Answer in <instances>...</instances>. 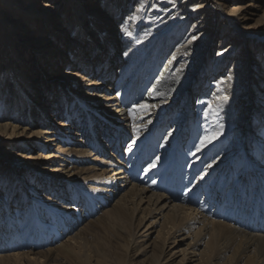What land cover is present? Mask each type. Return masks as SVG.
<instances>
[{
	"label": "bare ground",
	"instance_id": "obj_1",
	"mask_svg": "<svg viewBox=\"0 0 264 264\" xmlns=\"http://www.w3.org/2000/svg\"><path fill=\"white\" fill-rule=\"evenodd\" d=\"M230 2L233 7L217 30L214 11L222 12ZM262 7L264 0H0V264H90L81 251L92 236L89 227L118 235V223L137 212L145 221L160 216L162 223L151 250L141 251L137 240L155 233V220L145 233L123 236L119 229L115 239L125 254L149 257L158 248L162 258L151 264H168L176 254L170 244L180 237L179 243L190 240L187 261L201 264L209 252L207 264H217L230 252L222 264H264V221L252 212L254 204L264 209V77L258 76L264 73V37L241 28ZM213 36L217 53L211 58ZM171 49L174 61L166 71L163 64L171 59L162 58ZM29 63L36 69L29 70ZM209 87V104L198 107L193 118V97L205 98ZM57 112L70 120L62 130L51 125ZM82 114L89 121L82 123ZM165 122L171 127L157 144ZM24 123L37 127L29 133ZM226 134L232 146L221 151L217 138ZM127 138L131 163L127 158L117 167L110 159L92 158L103 151L111 155V147ZM39 150L47 152L39 159L47 163L24 159L23 152ZM180 158L190 168L205 167L193 183L194 175L188 177L192 185L177 186L184 188L179 196L162 188L166 181L157 177L165 164ZM91 163L111 175L100 176ZM143 166L151 174L140 178L136 173ZM37 171L52 174L42 183L53 197L45 196V186L20 180L40 177ZM77 192L97 206L76 208ZM219 202L213 213L211 204ZM226 204L241 205V212L228 215ZM86 217L87 226L77 230Z\"/></svg>",
	"mask_w": 264,
	"mask_h": 264
},
{
	"label": "rangeland",
	"instance_id": "obj_2",
	"mask_svg": "<svg viewBox=\"0 0 264 264\" xmlns=\"http://www.w3.org/2000/svg\"><path fill=\"white\" fill-rule=\"evenodd\" d=\"M232 2V1H231ZM227 3V6H225V8H223V11L222 12H220V13H216V11H214V14H219V16L217 15L216 16V18L214 19V25H213V27L216 25V24H219L218 26H217V30L218 29H220L221 28V26H222V23H223V20L225 19V17H226V14H228L229 12H230V10L232 9V7H233V3ZM181 14V13H180ZM263 16H264V7H262L261 9H257L256 11H255V14L253 15V16H251V18L250 19H247V21L244 23V26L243 27H241V28H243L242 30H243V32L245 31H248L247 32V34H249V32H256V33H259L260 35H262L263 37H264V20H263ZM180 18L181 17H179V19H177L176 21H173V24L172 25H174V27L176 26V25H180L179 23L181 22L180 21ZM245 21V20H244ZM244 21H242V22H244ZM192 23V22H191ZM243 25V24H242ZM190 24L187 26V29H186V32H185V34H187L188 32V30H190ZM174 27H172V28H174ZM236 32V31H235ZM237 32H239V34H241L240 35V37H242V39L245 41V42H247L248 41V43H249V39L246 37V35L244 34V33H242V32H240V30L239 31H237ZM216 36H219V31H217L216 32ZM249 36V35H248ZM211 39V46H213V47H211V58H214L215 56H216V53H217V40H218V37L217 38H215V36H213V37H211L210 38ZM243 41V42H244ZM262 46H264V42L262 43ZM19 47H23L21 44H19ZM245 48H246V45H245ZM173 49V48H172ZM172 49L167 53V55L165 56V57H163L162 58V60L164 61V60H166V57L169 55V58L171 59L170 60V62H168V60L166 61V62H164V64H163V67L165 68V66H166V71L168 70V68L167 67H169L170 65L169 64H171L173 61H174V55H173V51H172ZM264 50V49H263ZM261 53V51L259 52V54ZM251 54V53H250ZM261 55H262V53H261ZM27 56V55H26ZM26 56H25V62H28L29 60H30V55H28L27 56V58H26ZM235 60V59H234ZM250 60H252V58H250ZM166 63V64H165ZM169 63V64H168ZM34 66H36V63L33 65V67H31V64L29 63V65H27V67L29 68V70L32 68V70H35L36 69V67H34ZM118 66V65H117ZM39 67V66H38ZM37 67V68H38ZM203 67H206V65H200V68H203ZM64 68V66L62 67V68H60V70L61 69H63ZM114 71L113 72H115V70L117 71V69H118V67H115L114 66ZM212 69H213V67H212ZM260 69V68H259ZM258 69V70H259ZM31 70V71H32ZM261 71H262V69H260ZM264 72V71H263ZM33 74V73H32ZM34 76H35V74H34ZM259 76V78H261V77H264V73H261V75H258ZM33 77V76H32ZM30 78L29 79V81L31 82V81H33L35 78ZM213 77H215V75H213ZM192 78V77H191ZM207 80H208V82L210 83L212 80H213V78H207ZM211 80V81H210ZM47 82H48V80H47ZM53 84L55 83V84H58L59 83V81L57 80V81H54L53 79H52V81H51ZM213 82V81H212ZM32 83V82H31ZM213 84H215V83H213ZM30 85H32V84H30ZM48 85V84H47ZM252 85H254V83L252 84ZM249 87V86H248ZM8 88V91L10 92V88L9 87H7ZM23 88V87H22ZM39 88V87H38ZM213 88V87H212ZM212 88L211 87H209V90L205 93V95H203V96H206L205 98H201V99H198L200 96V94L199 95H197V98H195V97H193V99H192V104H191V106H190V109H191V111L193 112V118H196L197 116H195L196 114H197V112H196V110H197V108L198 107H201V108H203L204 106H206L207 104H209V102H210V95H211V92H212ZM214 91V90H213ZM185 92V91H184ZM209 93V94H208ZM189 109V110H190ZM83 112H85V111H83ZM83 112H81V113H83ZM56 114V116H54L53 118H51V125L52 126H55V127H57V128H59L60 130H62V129H64V126L66 125V126H68L69 124L68 123H66V120H68V121H70L66 116H65V114H63V116L60 114V113H55ZM198 114H200V112L198 113ZM84 118H85V116L82 114V123H84V122H87V121H89V118H85V120L86 121H84ZM252 118V117H251ZM250 118V119H251ZM64 120H65V122H64ZM31 122L33 123V125H34V122H35V124H37L36 123V119H34V118H32L31 117ZM189 123V124H188ZM190 121H188V122H186L185 123V127H186V130L188 129V127H189V125H190ZM167 122H165V124L162 126L163 127V132H162V134H161V138L160 139H158L157 140V144H159L161 141H162V139H163V137L165 136V135H167L168 133V131L167 130H169V128L171 127V126H169V124H167ZM42 127H46L47 125H41ZM183 126H184V124H183ZM197 126L198 127H196V128H200L202 125L200 124V123H198L197 122ZM258 125H256L255 127H257ZM24 127L25 128H27V132H29V133H31L32 131H34L35 130V128L37 127V125H35V126H26L25 125V123L22 125V128L24 129ZM29 127V128H28ZM248 127V126H247ZM30 129V130H29ZM252 129V128H251ZM251 129H249V130H247V132H249L250 133V131H251ZM20 130V129H19ZM171 130V129H170ZM181 133V132H180ZM180 133H179V135H180ZM187 133V132H186ZM79 141V139L77 138L76 140L74 139L72 142H76V141ZM129 140V138H127L126 140H125V142H124V144H122L121 142H120V145L118 144V145H116V146H114L113 145V147H111V155L109 154V152L108 153H106V151H103V155H102V153L101 154H98V153H96L94 150V154L96 153V155H97V157H92V158H96V160H98V161H100L99 159H101V160H103L104 162L106 161V160H108V159H110V161L113 163H115V165L117 166V167H119V165L121 164V165H124L125 164V159H127L128 157V155H127V153L125 152L126 150H125V148L126 147H124V146H126V144H127V141ZM253 140V137H251L250 138V141H252ZM81 141H83V143H85V144H88V142H89V139H88V141H86V138H84L83 140H81ZM3 142V141H2ZM5 143H6V141H4ZM9 143V142H8ZM95 143H97V141H96V139L92 136V139H91V144H93L94 146L96 145ZM70 144V143H69ZM77 144V146L78 145H80V143H76ZM216 144H217V147H218V149H220L221 151H223V149H225V148H231V146H232V142L231 141H228L227 140V134L226 135H222V136H220V137H218L217 138V142H216ZM226 144V145H225ZM3 145V144H2ZM5 145V144H4ZM4 145H3V147H4ZM71 145V144H70ZM113 148V149H112ZM119 149V150H118ZM8 150L9 149H5L4 151H3V155H7L6 153L8 152ZM147 150H149V149H147ZM2 151V150H1ZM149 151H151V150H149ZM29 152H31V153H29ZM152 152V151H151ZM154 152H155V150H154ZM190 152H192V150H189L188 151V154L190 153ZM234 152L236 153V150H234ZM47 154V152H45V151H43V150H39V151H36V152H33V151H28V152H23V157H24V159L25 160H28V158H30V157H34V159L32 160V162L33 163H35V162H39L40 163V165H43L44 163H47L48 161L47 160H43V163H41V160L39 161V159H40V157L42 158L43 156H45L44 154ZM153 153V152H152ZM105 154V155H104ZM118 154H121L122 156H121V158H119L118 156ZM156 157L158 156V155H156L155 153H153ZM41 155V156H40ZM113 155V156H112ZM186 155V154H185ZM189 155H191V154H189ZM173 156L174 157H176L174 154H173ZM26 157V158H25ZM186 157H187V159L189 160V157L186 155ZM38 158V159H37ZM122 159V160H121ZM239 159V158H238ZM238 159H236L235 160V162L238 160ZM128 160H129V163H131L132 162V159H129L128 158ZM116 162H118V163H116ZM179 162V163H178ZM172 164H173V166H172ZM179 164V165H178ZM182 164V165H181ZM89 166H91L93 169H95V172H98V174H100V176H105V177H107L108 175H111V172H107V170L105 171V168H103V167H101L102 165H100V164H94V163H91ZM175 166V167H174ZM178 166V167H177ZM180 166H182V168L180 167ZM37 167V166H36ZM43 167L44 166H42L41 167V169H43ZM107 167V166H106ZM171 168V170H170V168ZM198 167V168H197ZM204 167H205V165L203 166V164H201L200 165V163L198 164V166H196L195 168L194 167H192V168H190V163H188V161H186L185 159H183V158H180L178 161H176V160H173L172 162H170V163H168V164H165V168H163L162 170H163V173H162V176H158L157 178L158 179H162V180H164V181H166L165 183H163V186H161L162 188H164L165 186L166 187H171V188H173V189H177V186L178 185H184V184H190V185H192L191 183H193L194 182V180H196V179H198V174L200 173H202L203 172V170H204ZM45 168V167H44ZM47 168V167H46ZM143 168H145L144 166L143 167H141L140 169H139V173H138V175L140 176V178H141V176H143V177H145L146 175L145 174H148V175H150L151 173H148L147 172V170H145V169H143ZM179 168V169H178ZM1 169H2V167H1ZM41 169H38V170H41ZM44 170V169H43ZM174 170V171H173ZM168 171V172H167ZM173 171V172H172ZM176 171V172H175ZM184 171H186V172H184ZM192 171V172H191ZM198 171V172H197ZM200 171V172H199ZM27 172H29V173H32V172H30V171H28V170H24V173H27ZM44 172V171H43ZM75 172H77V170L75 171ZM162 172V171H161ZM170 172V173H169ZM172 172V173H171ZM180 172V173H179ZM262 172H263V170H262ZM262 172H259V173H262ZM51 173V170L49 169L48 171H47V174H50ZM186 173V174H185ZM258 173V174H259ZM36 174L37 175H40V177H38V176H36V175H33L32 177H30V176H27L26 175V177L24 178V179H21L20 178V180H22L23 182H26V184H29V186H32V187H37V183H39L40 184V186H45V184L44 183H42L43 181H46L45 179H46V177H48V176H51V175H46V174H43L42 172H40V171H37L36 172ZM43 174V176H41ZM178 174H180V175H178ZM185 176V177H182L183 175ZM190 174V175H189ZM19 175L21 176V175H25V174H20L19 173ZM194 175V177H192V182L190 183V181L188 180V177L189 176H193ZM38 177V179H36ZM142 177V178H143ZM42 179H43V181H42ZM41 181V182H40ZM229 183H230V181H229ZM228 183V185L227 186H225V188L227 187V189L230 187V185L231 184H229ZM37 184V185H36ZM44 184V185H43ZM199 186H200V184H199ZM203 187V188H202ZM206 187V183H204V185L203 186H201L200 187V189L202 188V189H204ZM25 189H27V188H25ZM45 189H46V192H45V196L47 197V196H50V197H53L54 196V194H55V192L54 191H52V193H50L49 194V192L51 191V189H50V187L49 186H45ZM56 189V188H55ZM180 190H184V188L183 189H179V191ZM1 191V190H0ZM2 192V191H1ZM161 192V191H160ZM181 192V191H180ZM78 193V192H77ZM163 193V192H162ZM49 194V195H48ZM79 194V196L82 198H80V197H78V198H76V203H75V205H76V208H77V206H83V209H84V211H87L88 209H90V207L91 206H93L94 208L97 206L96 204H94V202L95 201H93V200H89V198L88 197H86V196H83V195H81L80 193H78ZM182 193H179L178 195L180 196ZM203 194H201L200 195V197L198 198V201L199 202H201V199H202V197L204 196H202ZM121 196V193H120V195H118L115 199L114 198H111L110 200H109V203H107L105 206H104V209H109L110 208V206H112V205H114L115 203H116V201H117V199L119 198ZM251 196H252V193H250L249 194V198H251ZM85 197V198H84ZM2 198V196L0 195V199ZM229 198V197H228ZM241 198H243V199H245V197L244 196H242ZM12 200H14V196L12 197V199H11V202H12ZM112 200V201H111ZM261 200H263L264 201V198L263 199H261ZM67 201L68 202H70L71 203V200H70V198H69V196L67 197ZM84 201V202H83ZM89 201V202H88ZM31 202V201H30ZM74 202V201H73ZM72 202V203H73ZM176 202H179V201H176ZM32 203V202H31ZM71 203V206H73V204ZM211 203H209V205H210ZM218 204H220V202L219 203H216L215 205H213V203L211 204V206H210V208H211V211L214 213L215 211H216V207L218 206ZM84 205H88L87 207L86 206H84ZM146 205H144L142 208H144ZM231 206V207H230ZM250 208V207H249ZM224 209H225V213H227L228 215H230L231 213H232V211H234V212H241V209H242V206L240 205V206H232V204L231 205H225V207H224ZM248 212V210L246 211V213ZM141 213L142 212H137V213H131V215L129 216V217H127V218H125L124 220H122L121 222H119L118 223V225H117V229H118V235L120 234V231H119V229H121V230H123L124 232H123V236L124 235H128V234H130V233H133L134 231H135V233H137V234H140V233H145V232H147L146 231V229L147 228H151V226H149V227H147V225L150 223V222H152V221H154L155 220V224L157 225L156 226V228H155V233H153L152 235H150L149 237H144L143 239H138L137 241L139 242V246H140V249H141V251H143V250H151V248H150V245H151V243L153 242V240H154V238H155V236H156V234H157V231L160 229V225H161V221H160V216H156V218H154L153 220H149V221H145L146 219L145 218H140V215H141ZM166 212H164L163 214H165ZM147 218V217H146ZM208 218H210V217H208ZM94 219V218H93ZM90 220V219H88L87 217H86V219H81V222H80V224H79V226H78V228H77V230L78 229H80V228H83V227H86L87 226V223H88V221ZM219 220V219H218ZM48 222V221H47ZM90 229L89 230H91L90 231V233H91V237L90 238H88V241H87V244H86V247L84 248V249H82L81 251H83L84 250V253L85 254H87V258H88V260H87V262H90V264H151V262H153L154 260H160L161 258H162V255H160V250L158 249V248H152V249H154V251H153V254L151 253L150 255H148L149 257H146V256H144L143 257V255L141 254V255H137V256H135V253H131L130 252V254H128V253H124L123 251H121V247H120V244H118L117 243V241H116V239H115V236H118L117 234H115L114 232H108V233H101L100 231H98L96 228H94V227H89ZM67 233V232H66ZM66 233L64 234V236L63 237H65L66 236ZM183 233V232H182ZM122 236V235H121ZM68 238V237H67ZM182 238H180V237H178L177 238V242L174 244V245H172V244H170L171 245V247H173L174 249L170 252V253H172V252H176V254L174 255V256H172V257H170L169 259H168V264H199L198 262H192V260H190V261H187V260H189V259H187V258H190L191 257V255H190V248L189 247H187V245L189 244V242H190V240H185V241H183V242H181V243H179V241L181 240ZM66 240V238H64L63 239V241H65ZM170 241H172V240H170ZM205 242H206V239L204 240ZM69 242H72V241H69ZM47 244H50V243H47ZM190 246V245H189ZM53 248V247H52ZM232 248H234L233 246H232ZM204 248L202 247V248H198V249H196V251L199 253V252H201L202 250H203ZM168 250L169 249H166L165 250V255H166V253L168 252ZM21 252V251H20ZM155 252V253H154ZM169 253V254H170ZM230 252L229 253H226V254H221L219 257H221V259H217L216 260V262H217V264H222V263H224L228 258H230ZM253 255V254H252ZM158 256V257H157ZM203 257H204V259L205 260H202V261H200V262H202L201 264H207L208 262H210V259H209V252H208V254H205V253H203V255H202ZM182 257L184 258V261H181V259H182ZM200 257V256H199ZM155 258V259H154ZM157 258V259H156ZM151 259V260H150ZM154 259V260H153ZM151 261V262H150ZM59 264H80V263H78V262H74V261H68V260H61L60 262H59Z\"/></svg>",
	"mask_w": 264,
	"mask_h": 264
},
{
	"label": "snow or ice",
	"instance_id": "obj_3",
	"mask_svg": "<svg viewBox=\"0 0 264 264\" xmlns=\"http://www.w3.org/2000/svg\"><path fill=\"white\" fill-rule=\"evenodd\" d=\"M229 79H231V77H229ZM224 99L226 100L227 99V97H224ZM223 128V125H221V129ZM206 140H207V138H206ZM210 142V141H209Z\"/></svg>",
	"mask_w": 264,
	"mask_h": 264
}]
</instances>
